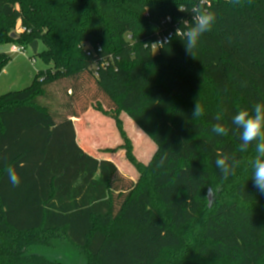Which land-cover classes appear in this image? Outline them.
Segmentation results:
<instances>
[{"label": "trees", "instance_id": "trees-1", "mask_svg": "<svg viewBox=\"0 0 264 264\" xmlns=\"http://www.w3.org/2000/svg\"><path fill=\"white\" fill-rule=\"evenodd\" d=\"M197 2L0 0V46L42 43L36 56L49 66L28 89L0 96V264H264L255 142L239 152L232 124L264 102V0H209L216 22L193 57L175 30L192 22ZM11 60L0 53V73ZM89 83L95 109L116 120L136 181L78 143ZM196 102L204 114L193 118ZM121 113L155 143L148 164ZM217 115L225 136L212 132ZM233 153L240 164L224 179L215 161Z\"/></svg>", "mask_w": 264, "mask_h": 264}, {"label": "rangeland", "instance_id": "rangeland-1", "mask_svg": "<svg viewBox=\"0 0 264 264\" xmlns=\"http://www.w3.org/2000/svg\"><path fill=\"white\" fill-rule=\"evenodd\" d=\"M44 49L45 46L40 43L39 52ZM10 56L12 60L0 73V96L28 89L36 74L49 67L40 56L33 55L30 48L26 49V55L11 53ZM62 87L54 89L57 97L61 100L64 91ZM95 99V88L93 84L89 83L85 86L83 94L79 96L77 108L78 112L89 110L87 113H80L79 118L74 120L81 139L78 143H82L83 147L93 156L112 161L123 176L136 181L138 172L127 158L124 148L125 142L116 120L113 116L105 115L96 110L97 102ZM102 105L105 110H109L105 101ZM119 118L128 138L131 140L136 159L148 164L156 151L155 143L125 113H121ZM207 197L208 205L211 207L214 203V194L211 190ZM69 263L71 264V261Z\"/></svg>", "mask_w": 264, "mask_h": 264}, {"label": "clouds", "instance_id": "clouds-1", "mask_svg": "<svg viewBox=\"0 0 264 264\" xmlns=\"http://www.w3.org/2000/svg\"><path fill=\"white\" fill-rule=\"evenodd\" d=\"M234 7L238 6L240 0H228ZM211 5L209 0H198L191 7L192 22L187 20L182 22V27L175 30V37L184 42L185 50L188 54L195 57L194 50L197 48L201 37L210 32L216 22V14L210 11ZM187 9L180 8V11ZM189 11V10H187ZM170 19V18H169ZM169 36L159 42L160 46L171 41ZM157 44H153L155 46ZM204 114L202 106L196 102L193 110V118L200 117ZM217 123L212 126V132L216 135L225 136L229 132V128L219 121L221 115L215 117ZM232 124L240 131L239 152L243 153L248 150L250 144L255 142V157L250 161L252 166V179L257 189L264 194V102L255 103L251 111L248 109H240L232 117ZM240 160L236 155L218 154L215 166L219 170L221 176L227 179L230 175L235 174L236 168L239 166ZM9 182L15 187L20 184V176L14 167L6 168Z\"/></svg>", "mask_w": 264, "mask_h": 264}, {"label": "crops", "instance_id": "crops-1", "mask_svg": "<svg viewBox=\"0 0 264 264\" xmlns=\"http://www.w3.org/2000/svg\"><path fill=\"white\" fill-rule=\"evenodd\" d=\"M14 47H17V46H13V45L0 46V53H7L9 55L11 53H16V52H13ZM17 54H20V53H17ZM76 131H77V137H78V142H79V140L81 141V139H80L77 127H76ZM80 146L85 150L82 143L80 144Z\"/></svg>", "mask_w": 264, "mask_h": 264}, {"label": "water", "instance_id": "water-1", "mask_svg": "<svg viewBox=\"0 0 264 264\" xmlns=\"http://www.w3.org/2000/svg\"><path fill=\"white\" fill-rule=\"evenodd\" d=\"M16 34L15 33H12L11 34V37L12 38H15ZM29 48L31 49V51L33 52V55H37L38 53V50H39V43L37 41L33 42ZM209 194H210V191H209Z\"/></svg>", "mask_w": 264, "mask_h": 264}, {"label": "built area", "instance_id": "built-area-1", "mask_svg": "<svg viewBox=\"0 0 264 264\" xmlns=\"http://www.w3.org/2000/svg\"><path fill=\"white\" fill-rule=\"evenodd\" d=\"M13 52L20 53L22 55H26V48L22 46H17L13 48Z\"/></svg>", "mask_w": 264, "mask_h": 264}]
</instances>
